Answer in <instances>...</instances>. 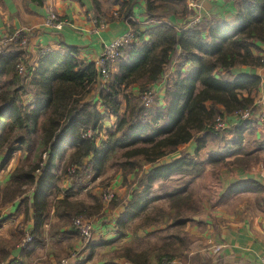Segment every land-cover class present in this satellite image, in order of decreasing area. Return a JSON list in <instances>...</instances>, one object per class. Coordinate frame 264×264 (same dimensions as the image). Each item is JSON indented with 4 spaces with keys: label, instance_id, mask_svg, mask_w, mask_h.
I'll return each mask as SVG.
<instances>
[{
    "label": "trees",
    "instance_id": "1",
    "mask_svg": "<svg viewBox=\"0 0 264 264\" xmlns=\"http://www.w3.org/2000/svg\"><path fill=\"white\" fill-rule=\"evenodd\" d=\"M30 1L43 5L42 0ZM138 1L122 3L121 12L132 30L134 41L119 51L115 62L118 73H109L107 82H101L94 64L84 65L72 57L65 61L60 54L49 55L53 58L52 63L31 73L20 57L19 49L9 71L13 90L0 94L1 167L16 150H21L12 148L14 145L20 148L28 143L26 152H37L30 147L38 126L42 130L41 141L49 150L40 152L34 167L18 166L13 170L9 184L0 191V206L14 202L34 185L40 187L51 160H60L64 156L65 151L55 148L59 142L73 147L63 167V174L71 179L72 185L64 199L57 203L65 212L68 225L73 218H92L100 214L106 193L101 198H94L93 205L69 201L74 195L73 189L89 173L98 177L111 166L121 171L125 180L133 172L149 166L136 178L131 198L115 222L118 239L126 235L129 225L137 219L140 220L137 229L159 227L167 219L172 223L159 246L140 251L126 246L116 257L127 264H151L152 258L158 264H169L187 249L188 240L182 229L188 222L187 214L197 212L192 205L190 184L202 176L206 166L222 167L229 172L234 169L250 172L263 162L264 139L256 141L251 151L244 145L245 136L255 133L254 122L240 121L222 130H215L214 126L217 118L253 109L260 78L232 75L231 72L242 66L254 69L263 66L264 59L255 57L252 49L257 43L264 44V0H225L236 5L235 24L203 20L184 30L162 20L171 16L188 18L187 0H143L147 20L153 22L143 31L131 21ZM92 3L94 11L98 12V1L92 0ZM20 60L26 65V76L16 70ZM172 67L174 72L164 86L163 106H158L159 97L153 88ZM217 70L226 75L216 77ZM27 80L37 91L32 106H23L20 99L26 93ZM136 84L139 91L133 95L130 89ZM94 87L97 102H93L94 97L86 101ZM149 99L151 104L147 106ZM108 115L116 118L115 129L105 140L98 142L101 122ZM190 141L196 143L193 155L181 154L169 163H162L165 157ZM207 145L217 149L210 151L207 159H202L199 152ZM43 153L47 155L46 164L41 158ZM87 158L90 159V172L88 165L84 166ZM35 170H42L38 180L33 176ZM231 192H249L261 197L264 186L254 180H240L227 189L226 195ZM34 199L32 236L39 238L50 206L42 197L37 199L35 196ZM114 199L109 203L111 207L118 204ZM159 202L166 203V209L156 207ZM31 242L23 249L29 248ZM108 244L112 243L88 245L89 254L84 262L92 258L96 248ZM4 260L0 259V264H4ZM217 263L221 264L220 261Z\"/></svg>",
    "mask_w": 264,
    "mask_h": 264
},
{
    "label": "crops",
    "instance_id": "2",
    "mask_svg": "<svg viewBox=\"0 0 264 264\" xmlns=\"http://www.w3.org/2000/svg\"><path fill=\"white\" fill-rule=\"evenodd\" d=\"M42 1L43 5L39 6L30 0H0V94L8 89L13 90L12 74L9 71H11V66L16 61L19 49L2 44L1 41L15 32L29 33L28 47L26 50L21 51L20 57L33 73L42 66H49L53 60L49 55L52 54H60L61 57H65V61L70 60L72 57L81 64L95 65L101 56L104 43L131 30L127 20L123 18V11L121 12L122 3L126 0H97L99 4L98 12L94 11L92 0ZM197 1L199 3L198 8H200L197 15L200 16L201 21L236 23V5L234 2L225 0ZM49 11L57 14L64 23L61 29L55 30L43 26ZM88 14L95 16V18L105 19L107 22L106 27L98 29V25L96 26L90 20H87ZM187 20L188 18L178 19L171 16L164 18L162 21L169 22L175 28L180 29ZM131 21L137 23L142 31L153 23L147 20L143 0H139L134 6ZM94 28L98 29L97 32H93ZM71 50L75 52L71 54ZM252 54L255 57L264 59V44L257 43L256 48L252 49ZM187 69L188 66L185 70ZM111 72L115 75L118 73L116 64L111 68ZM173 72L174 67L167 72V80L171 78ZM214 74L216 77H222L226 75V72L217 70ZM231 74L258 76L260 85L254 96V101L264 99V63L262 67L257 69L242 66L234 69ZM29 81L27 80L26 93L20 96L23 106H32L36 102L37 91L29 85ZM165 81L160 80L153 88L159 97L158 106H163ZM138 88L139 86L136 84L130 89V92L137 95ZM94 89L95 87L85 98L86 101L93 99L95 96ZM93 102H97V97H94ZM98 110L101 114L104 113L100 105H98ZM224 119L228 127L238 123L235 115H225ZM250 121L254 122L255 125L254 140L264 139V121H258L257 118ZM115 123L116 118L113 115H108L101 122L102 131L98 142L99 140H105L106 135L113 132ZM41 131V127L38 126L37 134L32 136L34 141L30 149L37 152H26L28 143L23 144L20 148H18V145H14L12 148L21 150H16L3 167H1L3 157L0 156V191L9 184L10 175L16 167L23 166L26 169L34 167L37 164L40 152L45 149L49 150L47 145H43L44 143L41 141ZM208 146L211 145H207L206 148ZM55 148L57 151H65L64 156L60 160H51L40 187L37 188L34 185L26 189L25 193L14 202L0 206V259H5L4 264H55L62 256L67 255L71 249L78 250L82 248V243L77 234L70 225L66 224L65 212L57 204L58 201L64 199L66 192L72 185L71 179L63 174V167L72 153L73 147L68 143L59 142L55 145ZM206 148L199 152L202 159L208 157L205 151ZM195 149L196 143L190 141L178 147L173 154L165 157L162 163H169L181 154L193 155ZM41 158L43 163L46 164L47 155L43 153ZM18 159L21 161L18 162ZM89 161L90 159L87 158L84 166H87ZM43 163L41 166L44 165ZM207 168L208 166H206ZM148 169L149 166L144 167L145 171ZM41 171H34L35 180H38L42 174ZM234 171L237 172V169L229 173ZM88 172H90V167ZM239 173L241 176L246 174L242 171ZM109 174L111 176L108 180L106 177ZM130 176L124 180L120 171L114 174L112 170L108 169L98 177H94L89 173L73 189L74 195L69 198L70 202L79 201L85 205H93L94 198H101L103 193L112 192L115 201L118 203L116 206L111 207L109 203L103 202L100 214L92 217L95 223L91 245L112 244L96 248L91 260L86 262L82 260L83 263L81 264H127L124 259L114 257V253H118L122 247L128 246L130 237H145L144 233H154L163 228L159 226L158 228L148 227L144 230L137 229L140 224L139 219H137L129 225L126 235L118 239L115 222L131 198L130 189L131 185H134L135 178L131 183ZM241 176L240 178L226 180L213 202L199 201L197 202L199 205L195 203L197 212L192 214L194 215L192 217L187 216L188 222L182 229L184 234L192 238L196 244L206 246L207 251L202 249L199 253L206 252L209 257L213 258V264H219L217 261H220L221 264H260L261 258L264 257V194L261 197L249 192H231L226 195L227 189L240 180H254L264 186V176L260 179L247 175ZM202 177L203 174L196 178L190 184V187L192 188L194 182L201 181ZM105 178L108 180V185L106 184L107 188L104 191L101 182ZM35 196H37V199L42 197L50 206L49 216L39 238L32 236L35 226L33 218ZM242 196H249V198L243 203H237L238 205L231 204L237 197ZM170 224L171 222L166 226L168 227ZM133 226L137 230L135 235L134 232L129 233ZM26 235H31L33 240L29 248L23 249L21 241ZM216 247H220V251L217 253L213 252ZM188 249L183 251V256L187 257V254L190 253ZM97 255L99 259H96Z\"/></svg>",
    "mask_w": 264,
    "mask_h": 264
},
{
    "label": "rangeland",
    "instance_id": "3",
    "mask_svg": "<svg viewBox=\"0 0 264 264\" xmlns=\"http://www.w3.org/2000/svg\"><path fill=\"white\" fill-rule=\"evenodd\" d=\"M188 1L189 0H187V5H188ZM192 1L196 2V4L199 7V3H198L197 0H192ZM197 9L199 10L200 8H197ZM190 13H191V11H190ZM89 17L95 18V16H92L91 14H88L87 15V20L88 21L90 20ZM58 19L60 20L59 17H58ZM104 21L106 22L105 19H104ZM16 33H19V35L24 36L25 38H27V44H29V39H28L29 33L28 32L18 31V32H15L14 34H16ZM13 35H11V36H13ZM4 39L1 41L2 44L11 45V44L4 43ZM17 47H18L17 49H20L21 51H23V49H24V47H20V46H17ZM27 47H28V45H27ZM24 50H26V49H24ZM262 130H261V132H262ZM255 142H256V140H254V135H252V136L246 135L245 136L244 145H245V147H246V149L248 151H251L254 148L253 145H254ZM216 149H217V147L211 145V146H208V148H206L205 151L208 154L210 151H214ZM261 156L263 158V162L260 163V164H258V165H256V166H254L250 172H246V174H244V175L252 176V178H258V179H260L262 176H264V154H261ZM19 160L20 159H18V162L21 161V160L20 161ZM207 166H208V168L207 169L205 168V171L203 173L202 180L201 181L194 182V184L192 185V188L190 187V191L193 194V203L194 204H192V205H194L196 208H197L196 204L199 205L197 203L199 201L200 202L207 201L209 203V201L210 202H213L214 200H216V196L218 195V192L222 189V186H223L222 184L225 183L226 180L228 181L231 178L232 179L240 178V176H241L240 173H239V172H241L240 169H237V172L234 171L233 173H229V171L227 169L222 168V167H220V168H214V167H211L210 165H207ZM107 169L108 170H112V172L114 174L119 171V170H117L116 167H111V166H109ZM142 171H144V170H142ZM142 171L133 172L132 174H130L131 176L128 175V176H130V182L132 183V180L134 178L136 180V178H138L140 176V173ZM120 173L122 174L121 171H120ZM244 175H242L241 177H243ZM110 176H111V174H109L106 178L109 180V177ZM106 178L101 182V185H102V188H103L104 191L106 190L107 185H108V180H106ZM263 183H264V181H263ZM133 184L135 185L136 184V181H134ZM134 185H131L132 187H131L130 191H133ZM105 193H107V192H105ZM113 197L115 198L114 195H113ZM248 198H249V196L237 197L235 201L231 202V204L234 205V204H237V203L238 204L243 203V202L247 201ZM114 201H115V199H114ZM159 206L160 207L163 206L166 209V203L159 202L158 204H156V207H159ZM187 216H191L192 217L194 215H192L191 213H188ZM74 219L75 218H73L71 220V224H70L71 225V228L73 230H75L73 228V225H72ZM165 219H167V217H165ZM89 220H91L92 223H93V225H94L95 220L92 219V218H90ZM170 222L172 223V221L169 220V219H167L166 222H161V227H163L162 229H160L159 231H156L154 233H150V234L149 233H144V235H146L145 237H141V236L139 238L138 237H130V241H129L128 246L131 247V248H133L134 250H137V251H140V250H143V249H146V248H149V247L159 246L163 242V240H162L163 238L162 237H164L165 235L168 234V232L164 233V231L167 230L166 229V227H167L166 225L168 223H170ZM156 228H158V227H156ZM142 230H144V229H142ZM136 231L137 230L133 226V228L130 229L129 233H131V232L133 233L134 232V235H135V232ZM186 237H187V240H188V242H187V248H189L188 249L189 250L188 252L191 253V254L190 253L187 254V257L189 259L186 256H183L182 255V256H180L179 258H176L173 261H176V264H213V260H212L213 258L212 257H209L208 254H206V252H203L202 254L199 253L202 249H205L207 251L206 246L204 247L202 245H198V244H196L194 242V240L192 238H190L188 236H186ZM25 239H26V236L21 241V245H22V243H23V241ZM78 239L80 240L79 237H78ZM81 243H82V248L81 249H78V250L71 249L67 255L62 256V258H60L55 263H58L59 261H61L63 259H67L68 257H70V255H72L71 253H73V252H74V254L76 252V255L74 256L75 259H76V261H75L74 264H81V263H83L82 260L84 261V258H86L87 255L89 254V251L86 250L87 249L86 247L88 245H91V243L88 244L87 246H84L83 245V242H81ZM122 250H123V247H122V249H120V251H118V253H116V252L114 253V257L117 254H119V252H121ZM84 251H86V253H84ZM96 259H99V256L98 255H97ZM102 259H103V256H102ZM152 259L153 260L151 261V264H158V261H156V259H154V258H152Z\"/></svg>",
    "mask_w": 264,
    "mask_h": 264
},
{
    "label": "built area",
    "instance_id": "4",
    "mask_svg": "<svg viewBox=\"0 0 264 264\" xmlns=\"http://www.w3.org/2000/svg\"><path fill=\"white\" fill-rule=\"evenodd\" d=\"M188 7H189V10L191 11V14L188 17L187 22L183 25V27L178 30H184L187 28L194 27L201 22L200 16L197 15L198 5L196 4V2L189 0ZM89 18H90V21L94 23V25L96 26L98 25V29H103L106 27V22L104 21V19L100 17H97V18L89 17ZM62 25L63 23L58 19L57 14H55L52 11L48 13L46 19L43 22L44 27L55 29V30L61 29ZM98 29L94 28L93 32H97ZM133 41H134V36H133L132 31L130 30L124 33L123 35L116 37L109 42L104 43L101 56L99 57V59L97 60L95 64V67L97 68V70L99 71L101 75V78H100L101 82H107L109 80L108 74L111 73V68L114 66L116 60L118 59L119 51L122 48L130 45ZM4 43L24 47V49H26L28 45L27 38L19 35V33H16L11 37L9 36L5 38ZM16 70L18 74L22 76L27 75L26 65L22 61H19L17 63ZM167 79H168L167 76H165L162 80L165 81ZM149 104H151L150 99L148 100L147 106ZM235 117L237 118L238 122L245 121V120L250 121V120H254L255 118H257L258 121H264V99L261 98L260 100L254 101L253 109L251 111H244V112L235 114ZM227 127L228 125L226 124V121L224 118L216 119V123L214 126L215 130H219V129L222 130ZM113 195L114 194L112 192L106 193L103 196L104 202L110 203V201L113 199ZM0 219H1V215H0ZM89 219L90 218L77 217L74 219L73 224H72L73 228L79 235L80 241L83 242L84 246H87L88 244H90L93 239L94 225L92 221ZM31 240H32L31 236L26 235V239L23 241L21 245L22 248H24L28 243H30ZM218 251H220V247H216L215 249H213V252L215 253H217ZM71 254L72 255H70V257H68L67 259H63L55 264H74L76 261L74 257L76 255V252L75 254L74 252ZM169 264H176V261H173ZM260 264H264V257L261 258Z\"/></svg>",
    "mask_w": 264,
    "mask_h": 264
}]
</instances>
